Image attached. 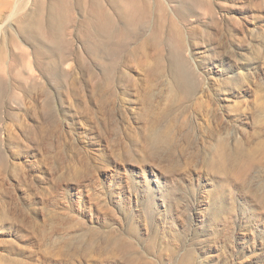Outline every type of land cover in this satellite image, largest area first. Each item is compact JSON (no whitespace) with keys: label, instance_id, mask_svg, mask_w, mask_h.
<instances>
[{"label":"rangeland","instance_id":"374dc122","mask_svg":"<svg viewBox=\"0 0 264 264\" xmlns=\"http://www.w3.org/2000/svg\"><path fill=\"white\" fill-rule=\"evenodd\" d=\"M55 1L0 0V80L28 87L34 81L35 94L51 96V122L57 124H47L45 141L39 135L27 136V126L36 121L18 105L20 96L30 103L17 88L11 90L9 106L0 109L3 149L9 160L7 170L0 166V264H135L142 257L157 264H178L186 256L190 264H264V203L257 194H264V165L253 166L218 191L195 152L208 146L207 134L202 135L197 122L229 132L239 126L240 115L234 110L241 97L231 103L232 112L220 99L226 87L242 91V99L251 102L257 89L264 94V0H210L211 12L205 5L182 0L194 7L184 15L175 10V3L167 5L169 26L182 32L174 42L196 58L195 76L200 71L196 78L204 84L200 95L208 118L195 111L194 98L184 100L182 112L173 101L159 102L161 79L142 96L144 75L134 62L119 63L120 72L100 79L105 70L70 34L69 45L82 53L83 61L70 59L74 75L63 87L55 86L38 68L32 70L36 55L18 20L41 15L46 22ZM58 2V13L74 19L75 34L92 0L87 6L81 0ZM138 46H133L136 52ZM124 73L132 75L130 85L119 80ZM152 103L160 109L153 112ZM165 109L179 115L189 136L186 140L174 134L173 120L160 123L168 133L174 125L168 145L173 153L159 158L147 148L144 135L150 118ZM9 111L23 114L24 123L10 117ZM236 137L243 138L240 133ZM173 171L186 181L172 183L171 189L178 187L181 195L168 210L169 203L160 198L163 188L170 189L165 187L171 185L166 178H172ZM170 212H178L180 218H172ZM119 247L125 259L116 254ZM161 251L166 252L162 261Z\"/></svg>","mask_w":264,"mask_h":264},{"label":"bare ground","instance_id":"6f19581e","mask_svg":"<svg viewBox=\"0 0 264 264\" xmlns=\"http://www.w3.org/2000/svg\"><path fill=\"white\" fill-rule=\"evenodd\" d=\"M81 1L85 6H87V0ZM167 1L168 2L166 4L163 3L162 0H92L90 3V9L81 18L79 28L75 34H72L73 30L71 29V24L74 19L70 18V15L61 16L58 13V8L60 6L58 0H56L51 6L46 22L41 15L21 17L18 20L20 24V32L25 37V39L32 44L34 53L36 55L35 67H33L32 70H34V68H38L41 70L44 77L49 78V80L52 81L55 86L59 88L63 87L65 82L74 75L73 70L69 68L68 62L70 59L74 57L79 63L83 61L82 53L77 49L71 48L69 45L70 42L68 41L67 36L70 34L76 40L78 37V41H81L80 43L83 44V48L86 49L88 55L95 59L99 66L103 67L105 70L103 77H99L97 70L92 71V73L95 72V75L100 79H107L110 77V75L120 72L119 63L126 62V65L129 66L128 64L134 62L136 66L143 71L144 75L143 83L141 84L140 89L143 94L142 96H146V94H148L149 91L153 89L151 86L153 81L161 79L163 80L162 85L164 86L165 90L163 89V96L159 102L164 100L173 101L172 105L179 106V109L182 112L184 108V100L194 98L196 101L195 111H198L199 114L202 115L201 117H205L209 112L206 113L208 110L206 101L204 98H202V95H200L203 91L202 85L204 84H201V82L197 80V75L195 76L196 58L192 57L191 54H186L181 43L176 44L174 42L175 37L181 35L182 32L180 29L177 30L176 28H173L172 25L169 26L168 22L170 20V15L167 5L171 4L172 7H174L173 4L175 3V10L179 13V15L180 13L181 15H184V13L191 11L194 7L188 6L186 3H182V0ZM194 1L197 4L205 5L208 11H212L210 0H192V3ZM148 27H151L149 32L147 30ZM47 33L49 34L47 38L49 45H46L45 41ZM193 34L194 33L189 34V36H193ZM134 44H139L138 52L135 51L133 47ZM70 48L72 51H70ZM46 59L49 60L47 61ZM198 69H196V71ZM199 72L197 77L200 79L201 74L199 76ZM231 79L235 80V77L233 76ZM119 80H122L124 83L128 82L130 85L133 81V78L132 75L124 73V75H122ZM243 81L246 80L244 79ZM75 83V80L70 82L72 88L74 87ZM35 86L36 83L34 81H32L31 86L28 87L20 81L7 82L5 80H0V109L4 108L5 106H9V100L11 99L12 94L11 90L17 88L24 91L25 95L29 98L28 103H30V105L26 104L25 99H22L23 97L21 96L17 100L20 101L18 105L23 108L22 110L25 111V115L27 114L34 121H36L35 123L27 126L29 127L26 129L28 132L27 136L32 138L39 135V137H43L44 139L42 140L45 141L49 135L47 124L54 123L51 122L50 117V113L54 108L53 100L48 94L47 96H44L46 93L43 95L35 94L33 92V87ZM41 86L45 87V85ZM231 87H233V85ZM225 89V91H222L223 94L220 96V99H222V101H224L228 107H231V105L233 107V104L231 103L236 102V98L241 97V100L237 101L240 106L237 107V104L235 103L237 108L234 110V107H231V111H236V114L239 112V126L234 129H232L230 126L231 130L229 132L226 131L227 127L225 128L226 130H222L219 128L220 126L212 127V125H207L208 127L206 128L205 126H201V121L199 124L197 122V128L202 133V135L207 134L208 146L205 150H200L199 148V150L195 151L198 153V163L201 162V160L203 161L204 166L207 169V174L211 176V182L214 181V183H216L215 186L217 189H213L218 191L220 188L225 189L224 187L228 184H232L239 178H242L243 174L249 172L253 166L264 165V125L262 126L261 124L262 122L264 123V104H260V101L264 98V94L259 93L261 89H257V92L255 89L256 94L253 93L254 99L251 102L246 99H242V91L237 89L230 90L228 87ZM245 104L246 107L244 108ZM153 105H155L154 109L152 110L153 112L156 111V109H160L157 108L159 105L158 103ZM209 107L211 106H208V108ZM216 109H218V107ZM14 113L13 111H9L8 115L12 118H16L21 122V124H23V114L20 116L21 113ZM156 113L158 114L150 118V129L146 135H144V137L147 148L154 150V153L160 158L161 155H165L166 153L171 155L173 153L172 148L168 145L171 142V129L174 124L175 126L172 129L173 133L180 135L181 138L187 140L189 132L186 131V125L179 115H170L169 109L167 111L166 109L164 111H157ZM216 113L212 114L216 116ZM206 117L208 118V116ZM215 119H218L217 116ZM169 120H173L175 123L170 129L169 125H166V128L170 130L168 133L167 129L165 132L161 128L160 123H167ZM256 122H260L261 126ZM253 124L256 125V127L258 125V127L253 128ZM54 125H57L56 122ZM3 133L4 127L2 126V120L0 119V166L2 169L7 170L9 168V160L7 153L3 149ZM239 133L241 136H243L242 139H237L236 135H239ZM14 139L18 140L16 137H14ZM233 139H235V141L232 144L231 141H233ZM185 152H187V150ZM183 153L184 152H182V154ZM165 159L171 158L166 157ZM175 165H177V163ZM172 166H174V163H172ZM175 172L178 171L176 170ZM175 172L172 176L169 175L172 178H166L167 182L171 185L168 186V184H166L167 186L165 187H169L170 189L168 188L169 190H167L163 188L165 193L162 194L163 198H160L162 203H169L168 210L172 209V204L170 203L175 202V200L179 198V195H181V190H179L178 187L171 189V186H173L172 183L181 182L182 184L184 181H186L184 180L183 176H180V173L176 175ZM176 186H178L177 183ZM215 190L213 191L216 192ZM253 191L256 192V189H253ZM257 194L264 203V194ZM154 197H156V194ZM170 216L174 219L180 218V214L178 212H173L170 214ZM172 249L169 250V255L171 258H173V255L175 257L176 254V251ZM116 251V254L119 255V258L125 259L120 247L117 248ZM164 251L159 253L160 255L158 258L161 261L166 254ZM134 262L135 264H157L148 260L147 258L145 259L144 257H142V261L139 262L134 260ZM190 263L191 260L187 258V256L183 257L178 262V264ZM102 264H104V262Z\"/></svg>","mask_w":264,"mask_h":264}]
</instances>
